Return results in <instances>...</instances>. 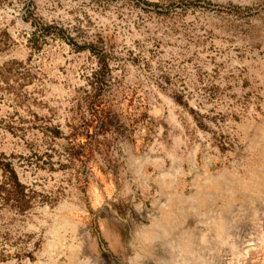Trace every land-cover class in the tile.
Returning a JSON list of instances; mask_svg holds the SVG:
<instances>
[{"label":"rangeland","instance_id":"rangeland-1","mask_svg":"<svg viewBox=\"0 0 264 264\" xmlns=\"http://www.w3.org/2000/svg\"><path fill=\"white\" fill-rule=\"evenodd\" d=\"M0 163V264L264 263V0H0Z\"/></svg>","mask_w":264,"mask_h":264},{"label":"trees","instance_id":"trees-1","mask_svg":"<svg viewBox=\"0 0 264 264\" xmlns=\"http://www.w3.org/2000/svg\"><path fill=\"white\" fill-rule=\"evenodd\" d=\"M96 96L95 94L90 96V99L88 100L87 102V106L89 108L92 109V107H95V97ZM96 112L93 111L91 113V120L89 123H91L92 121H95L96 120ZM72 137H78L80 136L79 133L77 132H73L71 131L69 133ZM85 135V138L87 139L86 141H88L93 135L91 134H84ZM100 143H103V142H100ZM104 145V144H103ZM0 167H2L4 170H6V178L3 180L2 184L0 185V189L3 190L4 192L8 193V194H11V195H14V196H17V197H21L23 195V191H24V188L22 186V184L19 183V181L17 180L16 176H15V173L13 172V170L11 168H9L8 165H2L0 163ZM5 167H8V169Z\"/></svg>","mask_w":264,"mask_h":264},{"label":"bare ground","instance_id":"bare-ground-1","mask_svg":"<svg viewBox=\"0 0 264 264\" xmlns=\"http://www.w3.org/2000/svg\"><path fill=\"white\" fill-rule=\"evenodd\" d=\"M260 181H261V180H260ZM259 183H260V182H259ZM259 186H261V185H259ZM257 187H258V186H257ZM257 187H256V188H257ZM262 187H263V186H262ZM257 190H258V189H257ZM260 190H262V189H260ZM260 192H261V191H260ZM260 195H261V194H260ZM260 195H258L259 198H261ZM252 196H253V195H252ZM258 196H255V197H258ZM253 197H254V196H253ZM253 197L251 198L252 201H253ZM241 203H242V202H241ZM254 204H255V202H254ZM257 204H258V203H257ZM258 205H259V204H258ZM238 206H239V204H238ZM250 206H251V205H250ZM244 207H245V206H244ZM233 210H234V208H233ZM251 210H252V209H251ZM260 210H261V209H260ZM263 211H264V210H263ZM263 211H262V213H263ZM229 212H230V211H229ZM250 213H251V212H250ZM258 213H259V212H258ZM230 214H231V213H230ZM236 214H237V213H236ZM236 214H235V215H236ZM248 214H249V213H248ZM255 214H256V213H255ZM256 215H257V214H256ZM231 216H232V215H231ZM237 216H238V215H237ZM241 217H242V216H241ZM236 218H237V217H236ZM247 218H248V217H247ZM250 219H251V218H250ZM250 219H249V220H250ZM258 219H260V217H259ZM229 220H230V219H229ZM252 220H253V219H252ZM230 221H231V220H230ZM253 221H254V220H253ZM234 222H235V221H234ZM220 223H221V221H220ZM225 223H226V222H225ZM227 223H228V222H227ZM237 223H238V222H237ZM228 224H229V223H228ZM234 224H235V223H234ZM262 224H263V222H262ZM221 225H222V224H221ZM230 225H231V224H230ZM224 226H225V225H224ZM231 226H232V225H231ZM234 226H235V225H234ZM246 226H247V225H246ZM236 227H237V226H236ZM243 227H244V226H243ZM244 228H245V227H244ZM261 230H262V229H261ZM261 230H260V231H261ZM221 231H222V230H221ZM261 232H263V231H261ZM235 233H236V232H235ZM262 234H263V233H262ZM204 240H205V239H204ZM250 240H251V239H250ZM201 244H202V243H201ZM254 244H255V243H254ZM254 244H253V245H254ZM259 246H260V245H259ZM252 247H253V246H252ZM200 248H201V247H200ZM253 248H254V247H253ZM253 248H251V249H253ZM206 249H207V248H206ZM242 249H243V248H242ZM242 249H241V250H242ZM244 249H245V248H244ZM244 249H243V250H244ZM262 251H263V250H262ZM242 252H243V251H242ZM242 252H241V253H242ZM211 253H212V252H211ZM215 253H216V251H215ZM241 253H240V254H241ZM247 253H248V252H247ZM253 253H254V252H253ZM255 253H256V252H255ZM262 253H263V252H262ZM201 254H202V253H201ZM216 254H218V253H216ZM250 254H251V253H250ZM258 254H259V253H258ZM205 255H206V254H205ZM241 255H242V254H241ZM256 255H257V254H256ZM201 256H203V254H202ZM253 256H255V255H253ZM253 256H252V257H253ZM258 256H259V255H258ZM207 257H208V255H207ZM209 257H210V256H209ZM209 257H208V258H209ZM199 258H200V257H199ZM201 258H202V257H201ZM208 258H207V259H208ZM244 258H245V257H244ZM244 258H243V259H244ZM246 258H247V257H246ZM205 259H206V256H205ZM243 259H240V256L236 257V258H235V263H234V264H238V261L243 260ZM257 259H258V258H257ZM259 259H260V258H259ZM254 260H255V258H254ZM205 262H206V261H205ZM251 262H252V261H251ZM263 262H264V261H263ZM198 263H199V261H198ZM206 263H207V262H206ZM206 263H203V264H206ZM249 263H250V262H249ZM232 264H233V263H232ZM239 264H240V263H239ZM241 264H242V263H241ZM246 264H248V263H246ZM255 264H257V263H255ZM262 264H264V263H262Z\"/></svg>","mask_w":264,"mask_h":264},{"label":"water","instance_id":"water-1","mask_svg":"<svg viewBox=\"0 0 264 264\" xmlns=\"http://www.w3.org/2000/svg\"><path fill=\"white\" fill-rule=\"evenodd\" d=\"M263 253H264V249H263V251H262Z\"/></svg>","mask_w":264,"mask_h":264}]
</instances>
